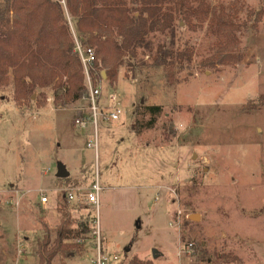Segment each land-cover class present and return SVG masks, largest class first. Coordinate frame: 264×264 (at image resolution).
I'll return each instance as SVG.
<instances>
[{"label":"rangeland","instance_id":"rangeland-1","mask_svg":"<svg viewBox=\"0 0 264 264\" xmlns=\"http://www.w3.org/2000/svg\"><path fill=\"white\" fill-rule=\"evenodd\" d=\"M206 4L216 21L247 27L227 45L212 22L176 16L174 48L193 53L179 83L169 86L143 49L107 77L101 72L103 97L114 92L124 117L98 125V159L85 148L91 130L73 125L80 101L56 103L46 88L18 105L11 82L0 88V264H38L46 232L51 244L66 219L76 230L89 212L59 189L87 186L96 165L103 190L93 214L107 255L123 264L132 255L155 264H264V0ZM154 35L153 44L166 40ZM142 104L161 108L150 129L149 115H138ZM59 166L70 179L55 178ZM16 191H29L17 207ZM38 192L56 200L53 211L40 207ZM193 214L199 219L189 220ZM81 245L51 264H89L90 237Z\"/></svg>","mask_w":264,"mask_h":264},{"label":"trees","instance_id":"trees-1","mask_svg":"<svg viewBox=\"0 0 264 264\" xmlns=\"http://www.w3.org/2000/svg\"><path fill=\"white\" fill-rule=\"evenodd\" d=\"M210 15L206 0H3L0 6V88L11 82L13 101L18 105L46 88L53 90L56 103H78L86 93V85L84 69L74 52L73 32L94 49L95 60L90 71L94 80L101 81L102 71L107 77L125 57L136 58L137 50L143 49L150 55L151 66L163 67L168 85L174 86L179 83L176 75L191 67L193 56L191 51L174 48L176 16L187 22L192 18L201 23L212 22L209 27L215 29L220 42L227 45L236 31L247 27L245 23L216 21ZM260 15L256 21L260 20ZM70 20L74 22V29L69 25ZM156 33L166 40L153 44L149 37L153 35L155 39ZM225 56H221V61ZM138 110V115L140 112L149 115L145 127L150 129L157 122L161 108L142 104ZM137 128L136 125V131ZM169 130L174 134L171 122ZM90 221L89 215L82 214L73 231L67 228L70 220L66 219L51 244L46 232L37 252L38 264H51L57 254L75 255L82 245L76 240L64 243L75 238L88 240ZM128 260L127 264H155L136 255Z\"/></svg>","mask_w":264,"mask_h":264},{"label":"built area","instance_id":"built-area-1","mask_svg":"<svg viewBox=\"0 0 264 264\" xmlns=\"http://www.w3.org/2000/svg\"><path fill=\"white\" fill-rule=\"evenodd\" d=\"M74 52L77 54L82 69H84V84L86 85V93L80 98L81 104L75 109V119L73 125L75 128H88L91 130V137L85 142V148L94 151L95 159H98V137L97 132L100 122L111 124V122H119L124 117V111L120 107L119 100L114 92L103 97L100 81H96L90 75L91 66L95 60L94 49L84 45L77 37L74 36ZM94 170V171H93ZM90 172V183L85 185H66L59 189L60 195L67 203L75 205L91 213L90 216V239L94 246V256L90 258L89 264H120L124 259H120L118 255H107L102 247L101 230L99 229L98 219L94 214H98L100 204V192L102 191L99 181V170L97 165ZM28 192H15V201L12 205L17 207L22 197ZM41 204H46L48 198L45 193L38 192ZM94 213V214H93ZM180 215V212H178ZM84 239L76 240L81 244Z\"/></svg>","mask_w":264,"mask_h":264},{"label":"crops","instance_id":"crops-1","mask_svg":"<svg viewBox=\"0 0 264 264\" xmlns=\"http://www.w3.org/2000/svg\"><path fill=\"white\" fill-rule=\"evenodd\" d=\"M56 178V177H55ZM66 179V178H65ZM68 179H70L69 178V175H68ZM103 190V189H102ZM29 192V191H28ZM63 199V198H62ZM55 204H56V200L55 201H53V202H50L49 200H48V202L46 203V204H41L40 203V207L45 211H47V212H49L50 210L51 211H53V209H55L56 208V206H55ZM85 211V213H87V211L86 210H84ZM47 214H49V213H47ZM85 215H90L89 213L88 214H85ZM104 240H105V242H106V239L104 238ZM88 241V240H87ZM107 246V245H106ZM107 248V247H106ZM84 252H85V257L87 256V258H88V261L90 260V258H92L93 256H94V253H95V251H94V246L92 245V241H91V246H86V247H84ZM103 250H104V248H103ZM107 250V249H106ZM130 251V250H129ZM131 252V251H130ZM107 253V252H106ZM129 254V253H128ZM130 255V254H129ZM147 259V258H146ZM145 259V260H146Z\"/></svg>","mask_w":264,"mask_h":264},{"label":"water","instance_id":"water-1","mask_svg":"<svg viewBox=\"0 0 264 264\" xmlns=\"http://www.w3.org/2000/svg\"><path fill=\"white\" fill-rule=\"evenodd\" d=\"M102 77L104 78V73H102ZM69 175L68 171L65 169V167L63 166H59L57 169V173L55 174L56 179H60V180H64L65 178H67ZM199 219V215L197 214H193L192 216L189 217V220L193 221V220H198ZM126 253H129V250L126 251ZM154 255L156 256V253L153 252Z\"/></svg>","mask_w":264,"mask_h":264}]
</instances>
